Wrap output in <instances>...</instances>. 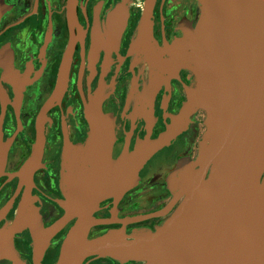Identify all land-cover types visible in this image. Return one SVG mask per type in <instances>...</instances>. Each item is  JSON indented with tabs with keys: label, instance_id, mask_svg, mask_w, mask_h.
<instances>
[{
	"label": "flooded vegetation",
	"instance_id": "flooded-vegetation-1",
	"mask_svg": "<svg viewBox=\"0 0 264 264\" xmlns=\"http://www.w3.org/2000/svg\"><path fill=\"white\" fill-rule=\"evenodd\" d=\"M147 2L0 0V264H57L77 221L67 220L46 236L66 215L64 151L88 144L95 108L114 126V160L158 139L180 115L194 76L185 69L160 76L136 48ZM151 2L153 38L165 55L166 45H176L195 27L199 4ZM66 57L64 94L46 107ZM205 118L195 112L186 129L147 162L132 189L100 203L93 218L109 223L93 226L89 239L164 224L180 201L171 205L174 196L161 174L197 155ZM136 218L145 219L130 223ZM83 264L148 263L92 256Z\"/></svg>",
	"mask_w": 264,
	"mask_h": 264
},
{
	"label": "water",
	"instance_id": "water-1",
	"mask_svg": "<svg viewBox=\"0 0 264 264\" xmlns=\"http://www.w3.org/2000/svg\"><path fill=\"white\" fill-rule=\"evenodd\" d=\"M196 1L195 27L176 45H166V56L153 38L151 0L138 27L136 48L152 70L170 77L185 69L194 76L168 129L114 160V126L95 108L88 144L65 147L66 215L46 236L67 220L77 221L57 264H83L92 256L148 264H264V0ZM69 66L66 57L46 107L61 100ZM199 110L206 115L205 132L195 161L179 166L171 179V205L180 201L171 216L155 231L126 235L121 229L89 239L93 226L109 223L93 218L100 203L132 189L147 162Z\"/></svg>",
	"mask_w": 264,
	"mask_h": 264
},
{
	"label": "rangeland",
	"instance_id": "rangeland-1",
	"mask_svg": "<svg viewBox=\"0 0 264 264\" xmlns=\"http://www.w3.org/2000/svg\"><path fill=\"white\" fill-rule=\"evenodd\" d=\"M193 83V82H192ZM192 85V84H191ZM201 141V140H200ZM199 144H200V142H199ZM198 151H199V148H198ZM198 154V153H197ZM196 157H197V155L193 158V159H191V158H186V156H185V158H183V159H180L179 160V163H178V165H177V168H176V170L179 168V166H181V165H183L185 162H187V161H190V162H193V161H195V159H196ZM176 170H173V171H168V172H164L163 171V173L161 174V176L163 177V180H164V182L166 181L167 182V185H168V188H169V190H170V192L173 194V191H174V189H175V186H173L172 184H171V179H172V177H174V173H175V171ZM166 173V174H165Z\"/></svg>",
	"mask_w": 264,
	"mask_h": 264
}]
</instances>
